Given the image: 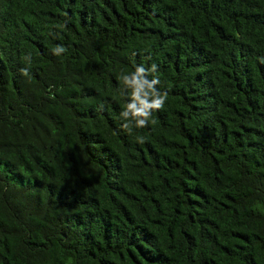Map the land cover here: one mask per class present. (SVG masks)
<instances>
[{
    "label": "trees",
    "instance_id": "trees-1",
    "mask_svg": "<svg viewBox=\"0 0 264 264\" xmlns=\"http://www.w3.org/2000/svg\"><path fill=\"white\" fill-rule=\"evenodd\" d=\"M0 264H264V0H0Z\"/></svg>",
    "mask_w": 264,
    "mask_h": 264
},
{
    "label": "clouds",
    "instance_id": "clouds-1",
    "mask_svg": "<svg viewBox=\"0 0 264 264\" xmlns=\"http://www.w3.org/2000/svg\"><path fill=\"white\" fill-rule=\"evenodd\" d=\"M53 51L54 54L59 55L66 49L58 46ZM28 59L30 60V57ZM21 71L23 75H28L27 69H22ZM156 72L157 65L155 64H152L150 69L137 66L130 75L119 77L124 90H130V103L120 113L121 118L129 121L123 124V128L127 129L129 133L133 126L137 129H142L149 122L155 124V120L152 119L153 112L162 109L165 104L167 94H161L156 90V85L160 83L159 79L155 75L151 80L147 78L150 74H155ZM140 142H143V138L140 139Z\"/></svg>",
    "mask_w": 264,
    "mask_h": 264
}]
</instances>
